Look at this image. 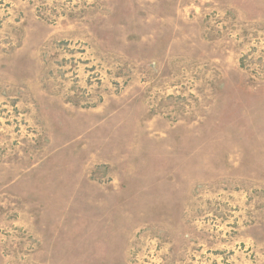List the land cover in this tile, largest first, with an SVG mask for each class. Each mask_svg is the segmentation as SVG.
I'll return each mask as SVG.
<instances>
[{
    "label": "rangeland",
    "instance_id": "1",
    "mask_svg": "<svg viewBox=\"0 0 264 264\" xmlns=\"http://www.w3.org/2000/svg\"><path fill=\"white\" fill-rule=\"evenodd\" d=\"M0 264H264V0H0Z\"/></svg>",
    "mask_w": 264,
    "mask_h": 264
}]
</instances>
